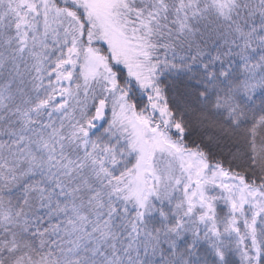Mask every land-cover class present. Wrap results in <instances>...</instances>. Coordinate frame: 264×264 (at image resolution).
Here are the masks:
<instances>
[{
    "label": "snow or ice",
    "instance_id": "6c2138e0",
    "mask_svg": "<svg viewBox=\"0 0 264 264\" xmlns=\"http://www.w3.org/2000/svg\"><path fill=\"white\" fill-rule=\"evenodd\" d=\"M0 264H264V0H0Z\"/></svg>",
    "mask_w": 264,
    "mask_h": 264
}]
</instances>
